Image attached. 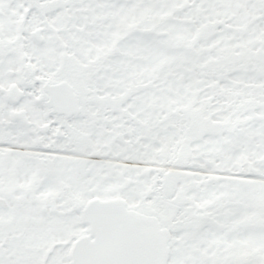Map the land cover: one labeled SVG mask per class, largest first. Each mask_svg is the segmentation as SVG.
Wrapping results in <instances>:
<instances>
[{
    "label": "snow or ice",
    "instance_id": "1",
    "mask_svg": "<svg viewBox=\"0 0 264 264\" xmlns=\"http://www.w3.org/2000/svg\"><path fill=\"white\" fill-rule=\"evenodd\" d=\"M0 264H264V0H0Z\"/></svg>",
    "mask_w": 264,
    "mask_h": 264
}]
</instances>
